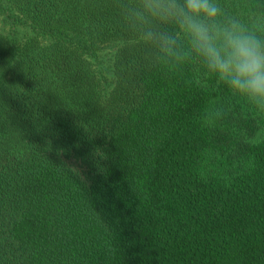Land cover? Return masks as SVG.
<instances>
[{"label": "trees", "instance_id": "16d2710c", "mask_svg": "<svg viewBox=\"0 0 264 264\" xmlns=\"http://www.w3.org/2000/svg\"><path fill=\"white\" fill-rule=\"evenodd\" d=\"M0 9L24 28L0 26V264H264V144L233 131L260 121L191 69L151 65L115 0Z\"/></svg>", "mask_w": 264, "mask_h": 264}, {"label": "clouds", "instance_id": "9594fccd", "mask_svg": "<svg viewBox=\"0 0 264 264\" xmlns=\"http://www.w3.org/2000/svg\"><path fill=\"white\" fill-rule=\"evenodd\" d=\"M150 64L168 71L191 69L197 80L223 87L230 101L260 121L251 133L233 129L243 144H264V10L245 17L219 0H115ZM231 105L205 110V126L223 121ZM211 114V123L208 115Z\"/></svg>", "mask_w": 264, "mask_h": 264}, {"label": "rangeland", "instance_id": "374dc122", "mask_svg": "<svg viewBox=\"0 0 264 264\" xmlns=\"http://www.w3.org/2000/svg\"><path fill=\"white\" fill-rule=\"evenodd\" d=\"M11 21H13L12 18L6 17V14L3 13V11L0 9V26L2 28L4 27L3 30L9 32L13 31L14 33L22 34L24 32V28L18 25H16L15 28H13ZM105 56L109 57L110 53H107ZM68 160L72 166L79 167L78 165L79 163H77L74 157L69 156Z\"/></svg>", "mask_w": 264, "mask_h": 264}]
</instances>
